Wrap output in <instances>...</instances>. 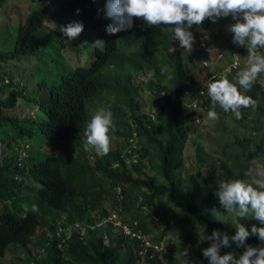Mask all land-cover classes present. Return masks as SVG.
<instances>
[{"label": "trees", "instance_id": "obj_1", "mask_svg": "<svg viewBox=\"0 0 264 264\" xmlns=\"http://www.w3.org/2000/svg\"><path fill=\"white\" fill-rule=\"evenodd\" d=\"M6 1L0 0V9ZM104 5L105 0H45L14 27L13 47L0 49V261L13 244L32 264H138L137 241L124 237L110 221L95 224L118 211L129 224L136 220L149 235L148 226L158 222L151 215L161 221L169 204L178 220L167 222L161 231L174 225L184 231L164 247L171 254L167 263L180 264L176 253L186 248L188 264H208L200 250L209 242L197 243L198 232L208 235L220 229L231 235L234 223L221 222L218 214V173L229 172L224 163H212L200 181L193 173L183 174L187 139L181 124L183 100L192 95L201 99L206 111L211 106L207 85H196L197 64L191 61L195 58L203 65L204 57L196 48L184 56L173 50L171 25L149 26L133 17L131 28L107 33L105 26L112 21L104 16ZM53 20L80 22L83 29L68 40L46 26ZM212 24L205 18L190 31L195 37L199 29L209 30ZM92 34L101 45L88 41ZM258 49L264 54V48ZM44 58L48 69L42 73L39 64ZM233 71L226 78L235 83ZM139 76L159 103L153 118L140 109L135 83ZM221 77L216 71L211 82ZM243 94L264 116V90L259 84ZM98 103L110 108L114 133L125 138L120 149L109 148L104 156L82 146ZM215 110L218 116L231 114L219 106ZM133 131L138 147L128 153L125 147ZM258 132L233 140L245 165L264 157V128ZM22 143L26 148L20 150ZM196 149L197 161L203 165V154ZM146 166L149 170L155 166L156 172L148 175ZM109 196L112 211L104 205ZM144 207L149 209L147 215ZM245 220L239 218L246 227ZM149 240L163 247L158 237ZM246 242L264 243L256 235ZM242 250L230 242L221 254L230 251L238 256ZM151 257L147 249L144 264H161Z\"/></svg>", "mask_w": 264, "mask_h": 264}, {"label": "clouds", "instance_id": "obj_2", "mask_svg": "<svg viewBox=\"0 0 264 264\" xmlns=\"http://www.w3.org/2000/svg\"><path fill=\"white\" fill-rule=\"evenodd\" d=\"M103 14L112 23L105 26L109 34H115L132 27L133 17L142 18L149 26L171 25L172 40L178 41L183 49L191 50L194 36L190 28L200 25L207 18L215 22L218 18L231 15L235 21L226 27L232 36V43L247 46L246 66L241 70L235 83L226 77L214 80L207 85V94L211 106L207 117L215 120L218 116L217 106L225 113L231 112L235 119H241V108L255 107V101L241 91H247L264 73V54L257 51L264 48V0H105ZM80 22L61 26V33L72 40L82 31ZM164 71V69H161ZM115 125L110 108L98 109L87 123L83 149L92 150L98 156L109 151L111 131ZM245 179L220 180L216 189L219 204L233 216L225 215L220 221L234 223L231 235L220 229H213L208 235L204 230L198 232L197 243L208 241V246L201 248V254L208 264H264V243L259 246L248 244L247 238L256 235L264 242V168L252 162L244 173ZM35 211V208L33 209ZM252 218L259 226L252 224L246 228L239 218ZM230 242L243 249L234 256L230 251L221 254L222 248H228ZM60 245V243H59ZM180 264H188V250L182 248L178 253ZM32 264L28 261L25 264Z\"/></svg>", "mask_w": 264, "mask_h": 264}, {"label": "rangeland", "instance_id": "obj_3", "mask_svg": "<svg viewBox=\"0 0 264 264\" xmlns=\"http://www.w3.org/2000/svg\"><path fill=\"white\" fill-rule=\"evenodd\" d=\"M44 4L45 0H7L5 2L0 9V49L6 50L13 47L16 35L14 27L23 22L29 10L38 9ZM234 22L231 15H229L228 17H221L216 20L209 30L199 29L198 32L204 31L206 33L209 45L200 52V55L207 61V66L196 62L197 60H195V58L191 59L192 63L197 64L193 69L196 85H208L216 71L221 74V76L226 77L233 71L231 64L237 59L238 53L242 52L243 48H247L246 45L238 47L236 44L232 43V34L226 31V27ZM45 24L48 28L58 31H60L61 26L67 25L65 23L59 24L55 20L50 22L46 21ZM87 39L92 45H101V41L93 34L89 35ZM173 50L179 52L182 56H184L187 51L183 49L176 40H174ZM247 57L248 53L244 54L242 52V56H239L237 59L238 66L233 71L235 72L234 80H236L238 73L245 68ZM47 63L45 58L40 62L39 67L42 73L47 72ZM27 72L28 71H26V73ZM140 78L142 77L139 76L138 81L135 82L138 86L136 95L141 104L140 109L144 113L156 115L158 114L157 102L155 103V101H153L154 96L148 91V88L139 82L141 80ZM253 84H259L260 88L264 90V73L258 74ZM242 92L245 93L246 91L242 89ZM256 101L257 104H260L259 98H257ZM103 105L104 104L100 103L96 104V108L93 112L95 113L98 109L104 107ZM240 110L242 116L239 120L235 119L232 113L230 116H217L215 120H210L207 117V111L203 107L200 98H194L192 95H188L184 98L181 124L186 131L187 139L183 149V174L193 173L195 176H198L200 181L202 177L209 174L211 170L209 167L212 163L221 162L226 165L229 172L228 175L225 176L218 173L217 186L220 180L248 179L244 173L252 166V162L247 165H245L244 161L242 162L243 159L240 156L241 150L238 146L234 145L233 140L235 137L243 138L244 136H254L259 133L258 131L264 128V116L251 106L241 108ZM115 118L119 120V117ZM109 135V148L113 150L120 149L124 144L125 138L114 133V131H111ZM136 147H138L137 142ZM198 147L203 154V165H200L197 161L198 155L196 148ZM25 148V144L22 143L20 150ZM234 161L239 162L238 167L232 166ZM255 162L257 165L264 168V157H259ZM242 165H245L244 168ZM146 168H148V166L144 167L148 175L156 172L155 166H153L152 170ZM110 196L104 199V205L112 211L113 199H111ZM137 205L138 204L135 203V206ZM165 207L169 210L168 214L163 215L161 221L158 219L156 224L149 225L148 229L150 233L149 235L147 234L149 237H158L162 242L163 247L158 245L159 247L157 246V248H155L151 257L152 260L161 262V264H168L167 259L171 255L168 250L164 249L166 244L177 241L184 231V229L180 228L178 225H174L168 231H161V229L166 226L167 222L175 224L178 220L174 213L175 210L169 206V204H165ZM142 211L146 215L149 213V209L146 207H144ZM218 214L220 218H223L225 215L233 216L231 213H226V210L221 205H219ZM125 218V214H122V217H120L121 220ZM229 221L233 223L232 219ZM252 224L258 226V221L250 217L245 220L246 228H250ZM27 261L28 258L26 253L12 244L9 245L0 264H25Z\"/></svg>", "mask_w": 264, "mask_h": 264}, {"label": "built area", "instance_id": "obj_4", "mask_svg": "<svg viewBox=\"0 0 264 264\" xmlns=\"http://www.w3.org/2000/svg\"><path fill=\"white\" fill-rule=\"evenodd\" d=\"M208 45H209V42L207 41L206 33L204 31H200L196 33L191 48L204 50ZM257 51L259 52V49H257ZM238 54L239 55L237 59L239 58V56L240 57L242 56L241 52H239ZM237 59L231 64L233 68H236L238 66ZM202 64L207 66V61L203 59ZM201 93H203V91H201ZM160 103H162V100H160ZM158 105L159 103H157V108H158ZM148 115L151 118H153L154 116L151 114H148ZM128 141H129V145H126L125 151L128 153H131V150L134 147H136V132L135 131L132 132V136L129 138ZM136 158H137L136 154H133L132 161L133 162L136 161ZM151 216L154 221L158 220V217L155 214H152ZM120 217H122V213H119L118 211H112L110 215L107 216V218L101 220L95 225H100L104 221H110L113 224V227L115 228V230L121 233L124 237H127L130 240L137 241L138 245L135 248V255L137 258V263L144 264V252L147 249H149L151 254H153V251L155 250V248H157L158 245L152 244L150 242L148 235L145 234L144 231L138 227V222L136 220H133L132 224H129L125 219L121 220ZM95 225H90L89 227L93 228Z\"/></svg>", "mask_w": 264, "mask_h": 264}, {"label": "bare ground", "instance_id": "obj_5", "mask_svg": "<svg viewBox=\"0 0 264 264\" xmlns=\"http://www.w3.org/2000/svg\"><path fill=\"white\" fill-rule=\"evenodd\" d=\"M166 27V26H165Z\"/></svg>", "mask_w": 264, "mask_h": 264}]
</instances>
